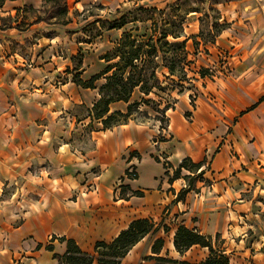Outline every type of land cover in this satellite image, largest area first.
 I'll list each match as a JSON object with an SVG mask.
<instances>
[{"label": "crops", "instance_id": "obj_1", "mask_svg": "<svg viewBox=\"0 0 264 264\" xmlns=\"http://www.w3.org/2000/svg\"><path fill=\"white\" fill-rule=\"evenodd\" d=\"M65 2L68 16L70 5L82 10L96 0ZM44 4L5 0L2 10L39 14ZM217 11L222 27L206 50L228 52L227 70L202 83L193 106L180 101L166 113L163 135L157 123L131 120L77 134L87 125L71 111L97 95L71 83L73 70L61 71L67 59L55 47L65 34L44 21L0 28V264H59L67 240L93 254L137 220L153 229L120 264L203 262L206 248H174L179 226L213 246L217 235L229 264H264V0H233ZM199 32L196 23L186 44ZM76 138L86 145L74 146ZM186 159L199 169L178 171Z\"/></svg>", "mask_w": 264, "mask_h": 264}, {"label": "rangeland", "instance_id": "obj_2", "mask_svg": "<svg viewBox=\"0 0 264 264\" xmlns=\"http://www.w3.org/2000/svg\"><path fill=\"white\" fill-rule=\"evenodd\" d=\"M231 1L96 0L93 6L86 5L82 10H72L70 5L68 16L54 14L52 3H45L43 9L38 10L39 14L29 7L7 16L1 7L0 28L18 22L17 27L24 28L37 18L53 25V17L61 22L67 18L68 27L63 29L59 23L55 31L57 36L65 34L64 40L55 47L56 55L67 59L61 63V71L73 70L72 74L85 81L106 65L114 67L95 82L94 95L97 96H93L92 102L100 99L99 104L95 108H92L93 104L81 105L71 111L78 122H83L81 125H88L92 120L90 127L82 129L80 124H74L80 129L77 134L87 135L91 129L98 128L97 121L92 118L109 100L112 101L108 105L109 113L125 115L131 105L130 116L123 118L116 114L113 123L132 120L165 127L158 121L162 120L164 111L168 113L180 107V101L193 106L204 86L202 83L227 70L224 62L228 52L218 48H209L208 52L206 47H209L220 22L217 7ZM113 21L116 24L111 28ZM196 23L201 37L192 38L185 48L168 44L173 41V36L195 33ZM125 34L131 38H123ZM164 36L167 37L164 39ZM130 43H133L132 47ZM106 52L111 61L99 62L98 57ZM133 53L138 54L137 60L130 59ZM203 73L205 78H200ZM83 140L85 138L81 141L76 138L73 145L83 147L86 145Z\"/></svg>", "mask_w": 264, "mask_h": 264}, {"label": "trees", "instance_id": "obj_3", "mask_svg": "<svg viewBox=\"0 0 264 264\" xmlns=\"http://www.w3.org/2000/svg\"><path fill=\"white\" fill-rule=\"evenodd\" d=\"M4 2L5 0H1L0 8L2 7ZM45 3H52L51 9L53 10L54 14L58 13V15H64V16L67 14V7H66L65 0H45ZM53 18L55 19L53 24H59V23L66 24L67 23V21L61 22L58 18H55V17ZM42 21L44 20L37 18L35 19L34 23L37 24ZM114 24H116V21L112 22L111 28H114ZM217 27L218 28H216V34L213 36V39L211 42H213L214 38L217 36V34H219L222 26L218 25ZM125 37L131 38L127 34L123 36V38ZM166 37L167 36H164L163 38L165 39ZM197 37H201V33H199ZM172 39L173 41L169 42L168 43L169 45H181L183 48L186 47V42L188 38L185 37L184 33H182L179 36H173ZM133 40L135 42L138 41L137 39H133ZM132 45L133 43H130L131 47ZM107 56H108V53L106 52L100 57V60H102L103 63L110 62L111 59L108 58ZM130 59L137 60L138 54L133 53ZM128 64L130 65L131 63H128ZM113 69L114 67L106 65L105 67H103V69H101L100 72L91 76L88 80H85V81L81 80L76 74H73L72 83H74L77 87H80L82 89L95 90L96 89L95 82L99 79V77L107 75ZM203 74L200 75L201 76L200 78L205 77V74L204 75ZM170 75H173V74H170ZM99 102H100V99H98L93 104L92 108H95L99 104ZM111 102L112 101L110 100L106 101L103 104V109L100 111V113L95 118H92L94 119L93 121H97V123H100L102 130L127 123V122L113 123L112 121L114 120L116 114L119 116H123V118L130 116L131 105L127 107V113L125 115H121L118 112L109 113L108 105ZM158 121L165 124V127H166L167 119H166L165 111H164L162 120L158 119ZM91 124H92V120H90L89 124L86 127H90ZM165 127L161 126L160 128L163 129ZM199 167L200 165L191 164L190 161L186 159L182 161L178 171H180V168H184L189 171L191 170L196 171L199 169ZM175 176H178V172L175 173ZM152 229H153V224L149 223L147 220L134 221L129 225V227L125 231H122L111 242L96 243L93 248V254H87V253L81 252L73 241L67 240L66 241V251L64 255L59 258V264H94V263L96 264H120L121 259L127 254V252L131 249V247L134 246L137 242H139L145 235L151 232ZM217 240H218V236L216 235L215 236L216 243H217ZM161 246H162V240H157L152 246V253L154 254L157 253L158 249ZM173 246L176 249V251L179 253H182L193 246L206 248L208 250L207 258L203 262H200L197 264H229L228 257L225 254H223V251L220 250L217 247V245H214L215 247L212 245V240L210 237L200 235L198 232L194 230H189L183 226H179L176 229V232L173 238ZM152 260L154 261V264H189L186 262H178V261L170 260V259L163 258V257H153Z\"/></svg>", "mask_w": 264, "mask_h": 264}, {"label": "built area", "instance_id": "obj_4", "mask_svg": "<svg viewBox=\"0 0 264 264\" xmlns=\"http://www.w3.org/2000/svg\"><path fill=\"white\" fill-rule=\"evenodd\" d=\"M164 130H165V128H163V129L160 130L161 135H163ZM161 135H160V136H161ZM134 174H135L134 170H133V169H129V170L127 171L126 177H127L128 179H132V178L134 177Z\"/></svg>", "mask_w": 264, "mask_h": 264}]
</instances>
